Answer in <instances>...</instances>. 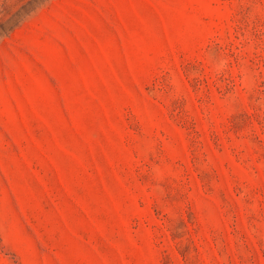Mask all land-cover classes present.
<instances>
[{"label": "rangeland", "instance_id": "1", "mask_svg": "<svg viewBox=\"0 0 264 264\" xmlns=\"http://www.w3.org/2000/svg\"><path fill=\"white\" fill-rule=\"evenodd\" d=\"M0 264H264V0H0Z\"/></svg>", "mask_w": 264, "mask_h": 264}]
</instances>
